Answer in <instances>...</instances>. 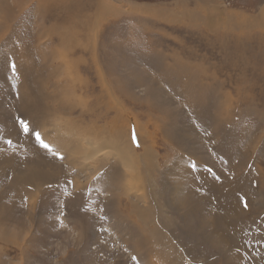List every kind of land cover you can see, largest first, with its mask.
Returning <instances> with one entry per match:
<instances>
[{"label": "rangeland", "instance_id": "1", "mask_svg": "<svg viewBox=\"0 0 264 264\" xmlns=\"http://www.w3.org/2000/svg\"><path fill=\"white\" fill-rule=\"evenodd\" d=\"M5 1L12 5V18L5 33H0V56L5 53L6 59L15 66L18 64L19 68L28 67L34 71L50 68L49 72L55 70V77L50 78L45 85L47 94H63L64 84L76 85L75 94L69 98L74 106L71 115L55 112L51 124H91L92 117L86 114L81 117V110L93 104V99L102 95L99 77L101 75L106 79V76H109V68H116L115 73H111L115 79H120V73H127L132 68L148 72V77L154 80L159 79L156 82L162 89L160 98L164 100L166 109L172 115L169 118V126L174 127L173 131L179 130V135L183 137L182 144L176 146L180 166L179 170H176L175 165L168 159L171 152L161 140V135L157 133L153 136L152 152L159 154L158 165L161 168L166 167L167 174L179 171L180 183L185 172L208 171L212 185L218 184L220 177L216 176L217 172L213 169H219L225 176H229L228 179L231 178L228 172L232 166H236L240 173L247 174L246 179L251 184V192H247L248 194H244L243 190L239 191V186L226 188L236 193H229L228 197L223 199L224 202L220 194L213 189H201V192L198 189L191 191V194L193 199L202 200L206 207L203 216L208 221L207 233L212 230L215 234L226 232L228 240L222 243V250L228 256L227 264H264V238L260 237L264 235V68L259 67L260 58L256 61L249 60L259 57L261 51L263 53L259 40L247 39L246 45L252 48V52L246 54L234 53L230 48L226 52L220 50L218 43H212L213 36L205 31V26L192 22L188 15V11L203 9L206 6L201 0H55L45 6H38L37 0ZM207 1L212 5L210 9L213 12L240 14L249 18L259 15V5L262 4L257 0ZM97 3L107 6L110 12L98 14ZM214 16L212 15L213 18ZM212 17L206 20L213 22L215 19ZM250 31V37L256 36V30L252 33ZM25 51L27 54L31 53L30 59L25 56ZM243 59L248 63L239 61ZM234 60H238L235 65ZM0 66L2 67L1 62ZM157 68H201L202 72L193 75L195 82L188 80L187 84L180 82V85L171 82L173 86H169L166 80L160 79ZM191 72L183 70L187 78ZM206 74L208 76H205ZM211 75L214 77H209ZM128 77L132 80L131 76ZM243 77L244 81L241 82ZM168 78L174 81L173 76ZM134 91L139 99L144 98V88ZM207 91L211 93L207 95ZM210 94H214L213 98ZM62 97L68 100L67 95L63 94ZM117 98L118 108L121 105L126 110L130 122H139L138 134L141 137L152 134V123L155 122L154 119L161 120L159 115L146 109V106L130 103L123 97ZM16 101L15 95L12 94L7 99L4 110L13 115ZM220 104L221 108L225 106L226 112L231 106L227 116H224V119L222 116L219 122H225L228 129L226 134L232 132L238 140L235 161L218 152L224 137H220L215 128L213 107ZM49 105L50 102L47 106ZM203 106H207L204 111L201 108ZM196 110H200V113ZM13 116L19 126L18 120L22 117L16 113ZM113 116V112L108 113V120ZM102 124L104 123H100ZM133 130L131 132H134ZM73 131L80 132L75 127ZM76 132H72V136L79 137ZM132 135L135 136L133 133ZM38 147L45 153V181L34 179L28 183L9 182L13 175L11 173H16L14 163L10 161L14 158L10 150L11 145L5 147V152L10 157L5 170H2L0 161V208L6 205L2 209L4 219L0 217V264H142L138 260L140 255L132 248L133 240L139 232L133 222V216L130 215L127 221L122 223L114 208H107L112 199L107 191L110 178L105 175L106 170L89 177L86 183L74 187L68 182L75 179L82 182L85 177H81L83 174H80L78 166L71 168L68 164L69 153L64 151L65 153L61 154L53 148V152H49L39 143ZM110 149L111 147L106 148V151H109L107 155L113 153ZM15 156L21 157V150ZM91 169L93 168L87 172H91ZM100 179L101 185L98 183ZM19 187L23 189V198L17 197V193L21 191L18 190ZM113 187L116 193L120 191L116 185ZM128 201L130 198L123 195L117 199L122 205V210L118 211L120 214H124L123 205ZM233 206H240L243 211L241 222H244L245 226H241L239 233H234L228 226L222 227L212 223L215 217L221 215V209ZM184 212L186 214L187 210ZM231 214L233 213L229 215ZM165 215L170 216L166 212L163 219ZM189 216L187 215L188 218ZM172 217L177 218L178 226L182 224L180 216ZM174 229L159 233L160 237L155 242L152 240L146 243L142 248L141 257L147 258L150 250L161 245L160 239L167 240L166 243L183 253L185 244L180 242L178 237H173ZM143 232L148 234L147 231ZM6 238L9 241H6ZM197 240L200 241L201 236H197ZM198 241L194 243L195 241L191 240L188 244L198 245ZM232 244L241 248V257L238 256V251H235L236 246ZM205 250L208 256L211 255L210 258L214 259L213 262L205 260V264H222L221 256L215 250H209L206 245L202 249L197 246V251ZM153 261L143 264H156V261ZM194 261L201 263L203 260Z\"/></svg>", "mask_w": 264, "mask_h": 264}, {"label": "bare ground", "instance_id": "2", "mask_svg": "<svg viewBox=\"0 0 264 264\" xmlns=\"http://www.w3.org/2000/svg\"><path fill=\"white\" fill-rule=\"evenodd\" d=\"M37 1L38 6H45L49 3L52 4L55 0ZM61 1L62 0H57V2ZM260 1L262 2V4L259 5L260 12L258 16L255 15V18H249L248 16L240 14H228L227 12H213L210 9V6L212 5H209L207 0H201V2H203V5H206L203 7V9H194L192 11H188V15L190 19H192V22H198L205 26V31L211 33L213 36L212 43H218V48L224 52L228 51V48L232 49L234 53L246 54L248 52H252V48L246 45V41L247 39L252 38V40H255L254 38H257L259 40L260 47L263 48V53L261 51L262 54L260 53L259 57H255L249 60L256 61L257 58H260L259 67L264 68V1L257 0L258 3H260ZM11 6L12 5H10L5 0H0V33L4 34L6 29L8 28V22L12 18ZM96 7L98 9V14H108L110 12V9L102 3H97ZM212 15H215L214 18L212 17ZM210 17L215 20L213 22L207 21L206 19H210ZM221 19L223 20V22H220ZM250 30H256V36L254 35L250 37V33L248 32ZM228 37L230 39H228ZM250 43L252 42L250 41ZM24 54L30 59L29 55H31V53L27 54L25 51ZM237 61H233L234 65ZM239 61H241V63H248V61L245 59ZM0 62L2 63V67L0 66V161H2V170H5L7 168L10 161L14 163L16 173H11L13 175L9 179L10 183H28L32 182V180L34 179H38V181L46 180V172L44 166L46 163V159L43 155L45 153L44 151L39 149L38 142L36 141L35 136L31 134V132L38 131L41 134L44 142L49 144L55 151H58V153L61 152V154L62 152L65 153L64 151H67L69 153V157L67 160L69 161L68 164L71 166V168L77 166L80 168L79 172L80 174H83L81 177L85 178L82 182L77 181L79 179L72 180V186L78 187L81 183H86L89 177L94 176L103 170H106L105 175L107 176V178H110V185L108 186L107 191L109 192L111 196L110 198L112 199V202L108 203L107 208L112 206L117 213L116 216L120 221H122V223L124 221H127V218L130 215L133 216V222L135 223V227L139 230V232L137 234L138 236L136 235L135 240H133L132 248L137 252V254L140 255V257H138L140 263L142 262L143 264L145 262L147 263L148 261L152 262V260H154L153 262L156 261V264H205V260L213 262L214 259L212 260V258H210L211 255L208 256L206 250L205 252L197 251L198 245L201 249L204 245H206V247L208 246L209 250H215L216 253L220 254L222 264H227L228 256L222 250V243L228 240L227 236L225 235L226 232L215 234L214 230L211 229L212 232L209 231L207 233L206 229H208V221L203 216L205 214L203 213V210H206V207L204 206L202 200L193 199L191 191H196L199 189V191L201 192L203 189H213L217 191L218 194H220L219 196L221 200H223L224 198L228 197L229 193H236V191L230 192L226 190L227 187L233 186L234 188H236L237 186H239L238 190H243L244 194H246L247 192H251V184L248 183L246 179L247 174H242V172L240 173L236 166L230 167L228 174L231 175V178L229 179V176H225V174H223V172H220L219 169H213L217 172L216 176L220 175V177L218 178L219 180H217L219 181L218 184L212 185L210 183L211 178H209L207 174L208 171L207 173L206 171H194L189 173L185 172L181 176L182 183H180L178 176L179 171L167 174V168H161L158 165L157 156H159V154H154L152 152L153 136L157 133L161 135V140H163V142L171 152V154L168 156V159L171 164L175 165L176 170H179L180 168L179 159L177 156L179 152H177L176 146H180L182 144L181 139L183 137L179 135V130L173 131L174 127L169 126V121L171 120L169 118H171L172 115H170V113L166 109L165 102H163L164 100L160 98L162 89L157 85L158 82H156V80L159 79L154 80L151 77H148V72L138 69L133 70L134 68H132L133 71L127 69V73L126 71L125 73H120L122 77H120V79L119 77L118 79H115L114 75H112L111 73H115L116 68H109L107 71L109 76H106V79L105 77L103 79L101 75L99 77L102 95H100V97L96 99H93V104H91L92 106H85L86 108L81 110V117L85 114L89 117H92V121L90 122L91 124H84L81 122H68V124L66 125L62 124L58 126L57 124L60 123L59 121V123L57 124H51L52 115H54V113H57L58 111L63 112L66 115L68 114L67 116L71 115L72 111L74 110V106L70 103L69 98H72L73 94H75L76 85H72V83L63 85L64 88L68 90L66 92V90L62 88V92H64L63 94H65V96L67 95L68 100H66V97H62L63 94L52 95L45 92V85L48 83L50 78L55 77L53 75L55 73V70H52L53 72H49L48 70L50 68H43L40 71H34L32 70V68H28L27 66V68H19V65L17 64V66H15V71L13 72L12 68L10 67V65H12L13 63L6 59L5 53L0 56ZM183 70L184 72L192 71L188 74V78L184 76ZM97 71L100 73V70L97 69ZM131 71L132 73H130ZM158 71L161 75L160 79L166 80V83L169 86H173V84L180 85V82H184L187 84L188 80H193V82H195V80L192 79L193 75H199L202 72L201 68H159ZM203 74L205 73L203 72ZM207 74L205 76H208ZM128 76H131L132 80ZM169 76H173L174 81L172 79H169ZM209 77H212V75ZM242 81H244V77L241 82ZM138 88H144L143 93L145 95L142 99H139L136 92L134 91ZM209 93L211 92L207 91V95H209ZM12 94H14L17 99L16 105L14 106V114L16 113L23 118H20L18 121L24 120L29 124V134L24 133L21 125H16L17 120L13 116L14 114L11 115L9 112H6L4 110V105L6 104L7 99L12 96ZM210 95L213 98L214 94ZM117 96L123 97L130 103H138L146 106V109L159 115L161 120L156 121L154 119L155 122H151L153 128L152 134H145L146 137H141V135L138 134L137 129L139 128V122L137 123L136 120L130 122V117L126 114V110L121 105L118 108ZM199 98L200 97H198L197 99ZM214 99L216 98L214 97ZM74 100L75 99H73V101ZM166 101L168 102L167 99ZM49 102L51 106H47ZM221 105L222 104H220L218 107L216 105L215 108L213 107V115L216 122L215 128L217 129L220 137L221 135L224 137L219 144L218 152L226 154L229 158L231 157V159L236 160L237 147L239 144L238 140L234 136V133L230 132L229 134H226L228 129H226L225 122L223 124L219 122V120L221 121L222 116V119H224V116H227V113L228 111H230L231 106L226 112L225 106L221 108ZM206 107L207 106L201 107L203 109L202 111H204ZM199 111L196 110V112L200 113ZM111 112L114 113V116L111 117L110 120H108L107 114ZM152 112L150 113L152 114ZM193 112L194 110L192 109V113ZM59 114L60 113H58V115ZM148 117H151V115H148ZM163 118H165L166 121ZM102 122L104 124L100 125V123ZM147 125L145 128H147ZM74 127L77 128L80 132L73 131ZM66 129L70 132L68 133ZM132 130L134 132H131ZM59 132L61 134H59ZM72 132H76L79 137L72 136ZM132 133L135 136H133ZM9 141H11V143H9ZM7 145H11L10 150L14 154V158L11 156L13 158V161L8 160V158L10 157H8V154H6L5 152V147ZM108 147H111V149L113 150V153L111 152V155H107L109 151L107 150V152L106 148ZM20 150L21 157H16L15 155ZM205 160L206 159H204V161ZM220 162L222 163V161ZM90 168H93L91 169L92 171L87 172V170H89ZM2 176L5 177L4 175ZM98 183L99 185H101L102 180L100 179ZM113 185H116L117 189H120L118 193H116ZM14 187L15 186L13 185V188ZM181 187L183 188L181 189ZM18 190H21L20 187L18 188ZM22 193L23 189L19 193H17L19 195L17 197L21 198ZM122 195L130 198V201L126 202V205H123L124 214H120L118 212L122 210V205L121 202H117V199ZM218 202L220 203V201ZM238 205L241 204L238 203ZM5 207L6 205L0 208L1 218H3L4 212L2 209H4ZM233 207L235 209H233ZM233 207L221 209V215L213 219V225L216 224L217 226L222 227L228 226L232 231H234V233H239L241 226H245L244 222H241V215L243 211L240 206ZM184 210H187L186 214ZM166 212L170 216L167 217L165 215V219H163L164 213ZM230 213L233 214L229 215ZM187 215H190L189 218L187 217ZM172 216H180L179 218H182V224L178 226L177 218ZM233 221H236V223H233ZM130 226L132 227V225ZM174 228L177 230H175ZM169 229H174L173 237H178L179 241L185 244L183 253H180L179 250H177L174 246L166 243L167 240L164 241L163 239H160L161 245L150 250V254L148 253L147 258H144L143 256L141 257V251L143 250L142 248L144 247V245L152 240L155 242L158 237H160V234L165 233ZM143 231H147L148 234L145 235ZM174 233L177 235H175ZM197 236H201L200 241L197 240ZM260 237L264 238V235ZM5 240L9 241L7 238ZM191 240H193V242L195 241L194 243H197L196 241H198V245H195L193 243L188 244V242H190ZM262 242H264V240H262ZM231 243H233V241ZM262 247H264V245H262ZM235 251H238V256H242V250L240 247H238V245L236 246ZM146 252H148V250ZM195 255L196 258H194ZM195 259H201L203 261L199 263L195 262ZM238 260L240 259L238 258Z\"/></svg>", "mask_w": 264, "mask_h": 264}, {"label": "snow or ice", "instance_id": "3", "mask_svg": "<svg viewBox=\"0 0 264 264\" xmlns=\"http://www.w3.org/2000/svg\"><path fill=\"white\" fill-rule=\"evenodd\" d=\"M10 67L12 68V70L14 72L15 71V65L12 64V65H10ZM19 123H20L24 133L29 134V132H30L29 124L24 120H20ZM31 134L35 136L36 141L40 144V146L42 148L48 150L49 152H53V149L51 148V146L44 142V140L41 137V134L38 131L31 132ZM9 143H11V141H9ZM68 183H71V181H69ZM133 259H135V257H133Z\"/></svg>", "mask_w": 264, "mask_h": 264}]
</instances>
